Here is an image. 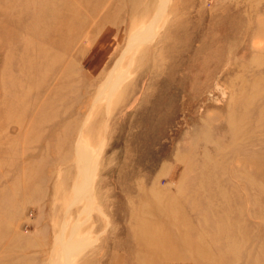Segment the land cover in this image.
<instances>
[{"label":"rangeland","instance_id":"1","mask_svg":"<svg viewBox=\"0 0 264 264\" xmlns=\"http://www.w3.org/2000/svg\"><path fill=\"white\" fill-rule=\"evenodd\" d=\"M149 1L0 0V264H50L64 221L70 264H264V0H157L100 91Z\"/></svg>","mask_w":264,"mask_h":264},{"label":"bare ground","instance_id":"2","mask_svg":"<svg viewBox=\"0 0 264 264\" xmlns=\"http://www.w3.org/2000/svg\"><path fill=\"white\" fill-rule=\"evenodd\" d=\"M86 1L88 2V5H89L90 4L89 3L90 0H86ZM156 3H157V0H150L148 2V5L145 6V8L142 10V13L140 15L142 16V18L144 17V20H146V21L143 20L141 22H138V24H135V23L132 24V28H131V32H130L129 37H128L126 48L122 52L121 56L115 61L114 65H113V68L108 72V74L106 76V81L104 80L106 83L104 85L102 83L101 86H99L100 87V89H99L100 91H102L103 88L106 87L107 83H111L113 86L117 85L119 83V81L122 80V76H123V74H122V66H123V62H124V60L126 58V55L129 52H131L132 50H134L135 48H138L139 46H142V45L150 42L154 38V36L156 34V30H157L158 25H159V22L161 21V20L160 21L159 20L156 21V20L159 19L162 16V14L164 13L163 12L164 9H161L160 11H157L158 15H154V13H156L155 10H154V7H155ZM165 3L167 4V2H165ZM151 10H154V13L152 11L153 15H151L149 17V19H148L149 21H147V18L150 15ZM85 15H87V14H85ZM89 16H90V12H89L87 17H89ZM136 29H139V30L141 29L142 31L140 33L136 34L135 31H132V30H136ZM118 40H120V39L118 38ZM103 48L104 47H101L102 51H100V53L96 57L98 62H100V61L104 62L105 61L104 57L107 56V53L109 52V49H108L107 46H106V48H104V49ZM138 50H139V48H138ZM129 62H131L130 59H129ZM129 66H130V64H129ZM92 71H90V72H92ZM80 140H81V138H80ZM80 144H78V145H80ZM82 147H83V144H82ZM82 147L81 146H75V148H74L75 149L74 150V154H75V158H76L75 161L77 162L76 163L77 164L76 167L78 168V174H77V177H76L75 181H74V178L72 179L70 174H68L67 177L65 178V185L67 187L69 186L68 184L70 183L71 180H72L71 183L73 182L71 191L69 189H67V188L66 189L63 188L62 192H59V194H61L63 197L72 196L75 202L79 201V200L81 202V199H86L85 197H87V195L89 193L88 189L90 187V178L91 177H89V176H90V168H91V165H92L91 163H92V160H93L92 159L93 155H92V152L90 151V148H88V147H85V148L83 147L82 148ZM89 199H91V198H89ZM64 204H65V202H64ZM76 205H78V204H76ZM69 208H71V207H69ZM79 219H80V217H79ZM81 224H82V222H81ZM83 224H84V222H83ZM60 226H61V224H60ZM67 227H68V223L66 221H64L62 226H61V230H59V234L57 233L58 235H57L56 240H55V245L60 248V251H58L56 255L54 254V257L51 259L50 264H70L72 259L74 257H76L77 255H79V253L82 252L83 249L87 245L86 240H85L84 237H78V234H79V231H80V226L79 225H77V224L73 225L72 224L70 229L69 228L67 229ZM92 227H94L93 224H92ZM90 229H91V227H90ZM91 230H93V228ZM88 234H89V232H88ZM84 252H85V249H84Z\"/></svg>","mask_w":264,"mask_h":264}]
</instances>
